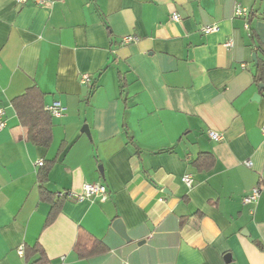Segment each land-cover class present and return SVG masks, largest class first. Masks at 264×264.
<instances>
[{"label": "crops", "instance_id": "0c3cea01", "mask_svg": "<svg viewBox=\"0 0 264 264\" xmlns=\"http://www.w3.org/2000/svg\"><path fill=\"white\" fill-rule=\"evenodd\" d=\"M263 51L264 0H0V264H264ZM31 86L66 108L47 147L11 104ZM116 219L144 244L123 255Z\"/></svg>", "mask_w": 264, "mask_h": 264}, {"label": "trees", "instance_id": "16d2710c", "mask_svg": "<svg viewBox=\"0 0 264 264\" xmlns=\"http://www.w3.org/2000/svg\"><path fill=\"white\" fill-rule=\"evenodd\" d=\"M249 22V19H248ZM264 53V51H263ZM257 62L255 79L259 84L264 85V61L256 57ZM121 83V82H120ZM90 95L95 90V84L90 87ZM120 93L123 90L122 83L120 84ZM43 94L36 86L29 87L23 94L12 100L11 104L16 113V116L22 127L27 130V137L35 145L41 147L49 146L52 139L51 130V115L44 110L42 105ZM213 158L211 155L203 153L199 154L196 160L193 161V165L196 168L201 169L203 166H210ZM47 165L43 163L38 172L40 184L42 185L46 181ZM55 204L51 215L54 214ZM100 249H94L90 254L105 251L104 246H100ZM26 253H24V256ZM44 261H38L35 264H43Z\"/></svg>", "mask_w": 264, "mask_h": 264}, {"label": "built area", "instance_id": "2783aa9c", "mask_svg": "<svg viewBox=\"0 0 264 264\" xmlns=\"http://www.w3.org/2000/svg\"><path fill=\"white\" fill-rule=\"evenodd\" d=\"M17 4H25L27 3L29 0H15ZM33 3L39 5V6H46L48 5V0H31ZM235 17L236 18H243V19H247V17L249 16V11L246 8H242L240 6H237L235 9ZM172 21H178L179 18L176 14H173L171 17ZM247 23H245V28H247ZM218 30L217 26H203L200 28L201 33L203 34H210L213 32H216ZM136 37H132V36H127L123 38V43H129V42H133L136 41ZM225 47H230L231 43L228 42L224 45ZM90 75L89 74H83L80 77V82L82 84H87L90 82ZM47 112L50 113V115L52 117H60L62 116L65 111L66 108L62 105H60L59 103H53L51 106L47 107L45 109ZM3 114L4 111L2 109H0V130L4 127L5 123L3 121ZM209 137L213 140H220L221 136L219 134L210 132L209 133ZM43 165V161H38L37 162V166L41 167ZM246 166H251V163L249 161L245 162ZM183 183L186 185V187L190 188L192 187L193 181L192 178L189 175H185L182 178ZM259 194H260V189L258 187L253 188L251 190V192L249 194H247L245 197L242 198V202L243 204L249 205V204H253L257 201V199L259 198ZM70 197L71 194L70 193H62L59 194L58 197L59 198H63V197ZM92 198H98L101 202H105L108 199V191L107 188L101 184V183H84L82 186V191L80 194L75 196V199L78 201H82V200H86V199H92ZM17 253L19 255H23V247H19L17 249ZM43 264H47V263H43Z\"/></svg>", "mask_w": 264, "mask_h": 264}, {"label": "water", "instance_id": "95a60500", "mask_svg": "<svg viewBox=\"0 0 264 264\" xmlns=\"http://www.w3.org/2000/svg\"><path fill=\"white\" fill-rule=\"evenodd\" d=\"M252 59H253V62L256 63L257 62V59H256V55L253 54L252 55ZM258 88L259 89H264V85L263 84H258ZM260 98V96L258 94H255L253 96V100L254 101H257L258 99ZM81 132H84L85 134H89L88 132V128L86 125H84L81 129ZM113 228L118 232V234L125 240V243L126 245L122 248V254L123 255H126L128 253H130L132 250H134L136 247L138 246H141L142 244H144V240L142 241H139V242H133L131 240V238L127 235L125 229H124V226L121 222L120 219H116L114 222H113Z\"/></svg>", "mask_w": 264, "mask_h": 264}]
</instances>
